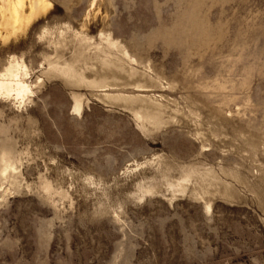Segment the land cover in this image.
I'll return each mask as SVG.
<instances>
[{
    "label": "rangeland",
    "instance_id": "374dc122",
    "mask_svg": "<svg viewBox=\"0 0 264 264\" xmlns=\"http://www.w3.org/2000/svg\"><path fill=\"white\" fill-rule=\"evenodd\" d=\"M50 1L0 47L41 82L0 100V264H264V0Z\"/></svg>",
    "mask_w": 264,
    "mask_h": 264
},
{
    "label": "bare ground",
    "instance_id": "6f19581e",
    "mask_svg": "<svg viewBox=\"0 0 264 264\" xmlns=\"http://www.w3.org/2000/svg\"><path fill=\"white\" fill-rule=\"evenodd\" d=\"M52 9L53 3L50 0H0V47H8L26 37L32 27L46 18ZM69 31H71L70 28ZM48 35L50 36V30L45 28L39 38L42 39ZM63 35L64 32H60V36L63 37ZM74 36L86 48L95 46L98 53L105 55H110L113 51L118 52L121 57L127 58L130 62H136L125 47L120 46L117 41L111 38V35L101 34L100 43L96 45L92 43V38L82 32H75ZM48 67L50 70L61 73L64 78L70 81L77 77L84 79L82 75L77 74L74 66L70 63L61 65L58 62L49 61ZM41 72L45 73L42 70ZM32 76L33 73L23 57L9 55L5 65L0 69V100H10L18 104V109H26L27 104L35 101L37 89L41 86L40 77L33 81ZM70 84L73 83L70 82ZM72 97L74 110L80 113L83 109L82 99L76 94H72ZM17 170L18 167L12 153L9 150H1L0 180L7 181L17 174ZM44 190L51 194L52 188L46 184ZM206 208L207 211H210L211 205L208 204Z\"/></svg>",
    "mask_w": 264,
    "mask_h": 264
}]
</instances>
